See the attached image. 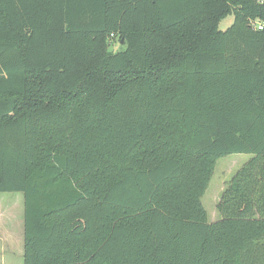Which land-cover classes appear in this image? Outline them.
I'll use <instances>...</instances> for the list:
<instances>
[{"label": "trees", "instance_id": "obj_1", "mask_svg": "<svg viewBox=\"0 0 264 264\" xmlns=\"http://www.w3.org/2000/svg\"><path fill=\"white\" fill-rule=\"evenodd\" d=\"M255 19L264 0H0V192L24 196L23 264H264ZM232 153L252 157L209 222Z\"/></svg>", "mask_w": 264, "mask_h": 264}, {"label": "rangeland", "instance_id": "obj_2", "mask_svg": "<svg viewBox=\"0 0 264 264\" xmlns=\"http://www.w3.org/2000/svg\"><path fill=\"white\" fill-rule=\"evenodd\" d=\"M233 18V14L225 16L218 24L219 29L225 30L229 27L233 22ZM119 47L120 45L117 41L112 42L110 46L112 50H117ZM251 157L252 154L250 153H232L217 159L208 186L201 197V202L207 212L209 222L220 218L216 204L220 199L225 184ZM23 211L24 196L22 192H0V215L5 216V220L7 221L11 217L14 223L11 230L15 234V247L13 249L16 251L21 250L23 244V230H21L20 222V216L23 215ZM22 257V255L16 254L9 260L13 261V264H23Z\"/></svg>", "mask_w": 264, "mask_h": 264}, {"label": "crops", "instance_id": "obj_3", "mask_svg": "<svg viewBox=\"0 0 264 264\" xmlns=\"http://www.w3.org/2000/svg\"><path fill=\"white\" fill-rule=\"evenodd\" d=\"M0 216H2L0 217V264H13V261L9 259L13 258L16 254L23 256V244L21 250L16 251L13 249L15 247V234L12 232L11 228L14 223L11 217H9L7 221L5 220V216L2 214ZM20 222L21 230H23V215L20 216ZM16 239L19 240L18 237H16Z\"/></svg>", "mask_w": 264, "mask_h": 264}, {"label": "built area", "instance_id": "obj_4", "mask_svg": "<svg viewBox=\"0 0 264 264\" xmlns=\"http://www.w3.org/2000/svg\"><path fill=\"white\" fill-rule=\"evenodd\" d=\"M250 24L252 25L253 28L262 29V27L264 26V21L255 19V20H251Z\"/></svg>", "mask_w": 264, "mask_h": 264}]
</instances>
